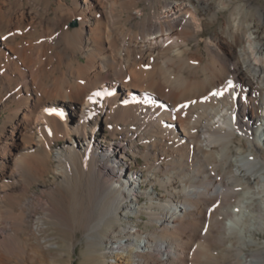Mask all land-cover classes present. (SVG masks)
Returning <instances> with one entry per match:
<instances>
[{"label": "bare ground", "instance_id": "6f19581e", "mask_svg": "<svg viewBox=\"0 0 264 264\" xmlns=\"http://www.w3.org/2000/svg\"><path fill=\"white\" fill-rule=\"evenodd\" d=\"M250 7L0 0V264H66L51 226L71 251L83 234V264H264V24ZM221 12L201 48L202 17Z\"/></svg>", "mask_w": 264, "mask_h": 264}, {"label": "rangeland", "instance_id": "374dc122", "mask_svg": "<svg viewBox=\"0 0 264 264\" xmlns=\"http://www.w3.org/2000/svg\"><path fill=\"white\" fill-rule=\"evenodd\" d=\"M220 0H213L214 3L219 2ZM239 0H237L238 2ZM248 2H250V4L252 5V11H253V19L254 20H261L262 23L264 24V0H248ZM143 5V4H141ZM155 7L157 6L156 4L154 5ZM149 12H154V9H148ZM226 13L227 12H221L220 17H219V21L214 23H209V20L207 17H202L201 20V24H202V29H201V48L204 45V40H206L210 35H212L215 31H217L221 25H223L224 20L226 19ZM259 13V14H258ZM257 14V15H256ZM255 17V18H254ZM261 19H260V18ZM259 18V19H258ZM263 19V20H262ZM201 53H204V49H201ZM6 118V113L4 111L0 112V121L1 124L5 121ZM61 120H63V122L67 121V118L64 117L63 115L61 116ZM99 141L104 144V136H106V131L105 129H99ZM108 140V138H107ZM139 163L142 164L143 160L139 159ZM136 167V163H133V165L130 167V170L135 169ZM38 189V188H37ZM143 219H145V217H143ZM145 223V221L141 220L138 221V224L143 225ZM212 224H210L209 222H205L204 227H203V234H205L207 228H209ZM50 236L53 237V241L52 243H57L56 246H52L51 247V255H53L54 257L57 256H63L65 259L66 264H83L84 258H85V253H86V249H85V238L83 236L82 233H79L76 237V248L74 249V251H71V249H69L70 246V241H71V236H69L68 234H66L64 231L59 230L58 228H56L55 226H51L50 227ZM69 238V239H68ZM256 238L257 239H264V233L261 231L256 232ZM68 248V249H67ZM1 255V253H0Z\"/></svg>", "mask_w": 264, "mask_h": 264}, {"label": "snow or ice", "instance_id": "6c2138e0", "mask_svg": "<svg viewBox=\"0 0 264 264\" xmlns=\"http://www.w3.org/2000/svg\"><path fill=\"white\" fill-rule=\"evenodd\" d=\"M5 39H6V37H5ZM228 84H229V87H234V85L232 84L231 81H229ZM213 95H221L222 96L223 93H213Z\"/></svg>", "mask_w": 264, "mask_h": 264}]
</instances>
